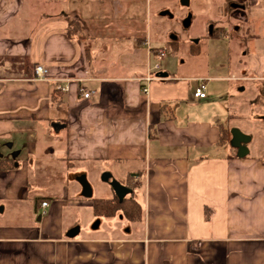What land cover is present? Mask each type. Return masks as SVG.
Returning <instances> with one entry per match:
<instances>
[{
	"label": "crops",
	"instance_id": "0c3cea01",
	"mask_svg": "<svg viewBox=\"0 0 264 264\" xmlns=\"http://www.w3.org/2000/svg\"><path fill=\"white\" fill-rule=\"evenodd\" d=\"M211 1L206 36L222 28L226 61L213 74L207 60L188 76L163 78L159 67L145 95L150 61L164 51L148 30L152 0H0V147L13 151L0 158L14 164L0 169V212L26 202L41 214L33 224L0 220V264H264V146L242 158L227 147L233 114L264 99V0ZM67 21L82 38H69ZM199 80L204 98L194 96ZM40 153L78 164L87 182L108 173L138 186L140 220L104 222L93 200L114 194L82 202L81 186L75 202L67 190L32 203L26 160ZM77 206L90 209L85 226L68 218Z\"/></svg>",
	"mask_w": 264,
	"mask_h": 264
},
{
	"label": "rangeland",
	"instance_id": "374dc122",
	"mask_svg": "<svg viewBox=\"0 0 264 264\" xmlns=\"http://www.w3.org/2000/svg\"><path fill=\"white\" fill-rule=\"evenodd\" d=\"M211 2V0H190L188 6H183L178 0H152L148 30L152 37L160 40V49L164 50L163 56L157 61L158 63L154 59L150 61L152 67L158 64L162 73L188 76L194 75V72L196 73L200 70L207 60L210 74H213L211 70L213 71L216 67L219 68V64L226 61L227 53L232 49L231 42L223 37L213 38L206 36L207 28L208 30L210 29L207 20L211 17V13H214L215 3L211 7ZM162 7L170 11L169 15H159ZM171 35L173 36V40H170ZM231 35H235L234 32H231ZM196 54H200V56H194ZM221 54H223V57L218 59L217 57ZM152 75L156 76L155 72ZM193 85L195 86L196 83ZM233 115L234 117L229 120L227 125L229 133L231 134L234 129L239 130L241 134L249 138L247 143L248 151L251 154H257L264 146V99H261L260 104L255 106L253 111H249L241 117H235L236 115ZM227 145L229 147L228 149H231L229 150L230 154L238 157V150L231 146V140ZM7 147V142L2 141L0 150L2 149L1 151H4L6 153L5 155L11 158L13 151H8ZM20 158L25 159L26 155H20ZM26 162L29 166V195L32 198V203H34V197L44 196L46 194H51L50 196L56 197L59 200H65L64 192L67 190L69 191L68 197H71L74 202L77 200L74 194L77 192L78 186H80L79 179L85 178L79 174L80 167H78V164H75L74 168L66 169L59 162H51L43 153L38 154L35 160L28 161L27 159ZM105 175L109 174L103 173L99 178L88 181L92 194L90 198H85L80 195L82 202H87L89 199L110 198L113 196L114 192L112 188L103 181ZM118 178L116 176L113 178L110 177L111 180H117L122 184L124 181ZM135 193H137V196L139 195L138 200L141 201L140 190L136 189ZM28 207L30 206H27L26 202L16 203L12 205V208L6 203L5 210L0 212V220L4 223H10L25 219L30 224H33V222H37L41 214L39 212H36V214L34 212L32 213ZM1 208L2 206H0ZM13 209H19L20 212L26 210L25 213L28 217L21 218L18 215L19 217L15 218ZM69 211L68 218L70 220L78 219L82 226L87 225L88 220L91 218L89 208L77 206L75 208L71 207ZM111 220L112 218L105 219L104 222ZM74 230H79L81 236L84 234L91 236L94 232V229ZM136 230L138 229H131V236L136 235ZM100 231L99 236H115L113 235V229H101ZM69 232H67V235ZM117 232L120 235L122 234L120 229Z\"/></svg>",
	"mask_w": 264,
	"mask_h": 264
},
{
	"label": "trees",
	"instance_id": "16d2710c",
	"mask_svg": "<svg viewBox=\"0 0 264 264\" xmlns=\"http://www.w3.org/2000/svg\"><path fill=\"white\" fill-rule=\"evenodd\" d=\"M67 34L69 38L72 36H79L82 38V32L78 28V26L73 21H67ZM220 30L221 27H216L213 29V38L220 37ZM197 51V50H196ZM194 52V51H193ZM196 53V52H194ZM227 141L231 140V134L229 130L227 131ZM14 164L11 160H4L0 158V169L5 170L12 168ZM138 186H131L133 192L126 196L122 201H119L118 198L114 195L111 199H100V200H93L92 212L94 216L104 217V218H111L117 213H122L123 216L129 221H137L140 220L142 215V210L140 204L134 199V189Z\"/></svg>",
	"mask_w": 264,
	"mask_h": 264
},
{
	"label": "water",
	"instance_id": "95a60500",
	"mask_svg": "<svg viewBox=\"0 0 264 264\" xmlns=\"http://www.w3.org/2000/svg\"><path fill=\"white\" fill-rule=\"evenodd\" d=\"M181 5L188 6L189 0H180ZM167 12L161 13V15H166ZM171 17V16H170ZM187 25V23H185ZM161 77H167V74L163 73ZM231 146L238 150V157L242 158L248 154V149L245 144L248 143L249 138L245 135L241 134V132L237 129L232 130L231 132ZM103 181L108 183V185L112 188L114 195L118 198L119 201H122L126 196L130 195L133 191L126 186L120 184L116 180H110L109 175H105L103 177ZM79 184L82 188V196L85 198L91 197V187L85 178L79 179Z\"/></svg>",
	"mask_w": 264,
	"mask_h": 264
},
{
	"label": "built area",
	"instance_id": "2783aa9c",
	"mask_svg": "<svg viewBox=\"0 0 264 264\" xmlns=\"http://www.w3.org/2000/svg\"><path fill=\"white\" fill-rule=\"evenodd\" d=\"M163 53H164L163 51H160L157 54L158 60L163 56ZM158 69H159V65L158 64L154 65L151 69L150 68L148 69V74L143 79V81L145 82V85L142 88V92L145 95H147V93H148V85L150 84V82L160 79L159 76H153L152 75ZM45 73H46L45 68H43L42 66H37L35 68V79L36 80H43L44 77H45ZM62 90L63 91H67V87L63 88ZM204 91H205V85L203 83V80H199L198 87H197V89H196V91L194 93V96L196 98H204L205 97ZM80 92L82 93V96H83L84 99H88L91 96V94H92L91 92H85L82 89L80 90ZM46 207H47V203L44 202V203L41 204V209L44 210Z\"/></svg>",
	"mask_w": 264,
	"mask_h": 264
}]
</instances>
